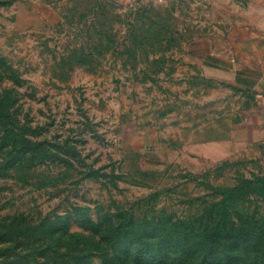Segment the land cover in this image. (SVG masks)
Wrapping results in <instances>:
<instances>
[{
    "label": "rangeland",
    "instance_id": "374dc122",
    "mask_svg": "<svg viewBox=\"0 0 264 264\" xmlns=\"http://www.w3.org/2000/svg\"><path fill=\"white\" fill-rule=\"evenodd\" d=\"M251 1L0 0V264H264V171L202 146Z\"/></svg>",
    "mask_w": 264,
    "mask_h": 264
},
{
    "label": "crops",
    "instance_id": "0c3cea01",
    "mask_svg": "<svg viewBox=\"0 0 264 264\" xmlns=\"http://www.w3.org/2000/svg\"><path fill=\"white\" fill-rule=\"evenodd\" d=\"M234 26L232 33L211 42L209 55L202 58L206 78L218 91L233 94L226 135L202 146L216 147L217 160L221 148H231L234 156L264 171V0L251 1L248 14Z\"/></svg>",
    "mask_w": 264,
    "mask_h": 264
},
{
    "label": "trees",
    "instance_id": "16d2710c",
    "mask_svg": "<svg viewBox=\"0 0 264 264\" xmlns=\"http://www.w3.org/2000/svg\"><path fill=\"white\" fill-rule=\"evenodd\" d=\"M255 184L253 186L252 184ZM248 184H251L252 186L249 187L247 193H253L254 195L260 196L264 199V176L257 179L255 183L253 182H248ZM238 186H232L229 188H221L217 191V193H220L222 195V198L224 200H235V198L238 197L239 192H237ZM137 237H141V234H139ZM217 246L216 242H208L207 245L205 246L203 253L205 252H212L213 254L215 253Z\"/></svg>",
    "mask_w": 264,
    "mask_h": 264
}]
</instances>
